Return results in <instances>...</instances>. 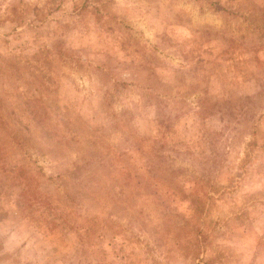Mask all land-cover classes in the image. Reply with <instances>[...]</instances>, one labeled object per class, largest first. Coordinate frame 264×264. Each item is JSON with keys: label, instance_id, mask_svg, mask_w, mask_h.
Instances as JSON below:
<instances>
[{"label": "rangeland", "instance_id": "rangeland-1", "mask_svg": "<svg viewBox=\"0 0 264 264\" xmlns=\"http://www.w3.org/2000/svg\"><path fill=\"white\" fill-rule=\"evenodd\" d=\"M0 264H264V0H0Z\"/></svg>", "mask_w": 264, "mask_h": 264}]
</instances>
